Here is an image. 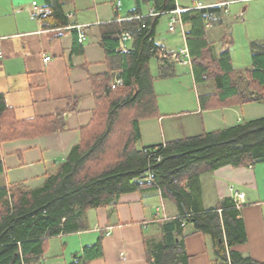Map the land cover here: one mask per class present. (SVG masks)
<instances>
[{"label":"trees","instance_id":"obj_1","mask_svg":"<svg viewBox=\"0 0 264 264\" xmlns=\"http://www.w3.org/2000/svg\"><path fill=\"white\" fill-rule=\"evenodd\" d=\"M142 2L151 3L157 17L176 8L175 0H135L136 6L126 18L101 25L100 44L108 56L118 59V66L91 76L96 104L91 120L81 128L80 141L47 172L41 185L32 187L23 181L0 185V264H41L49 237L79 230L85 210L114 206L121 194L146 187L160 189L178 209L177 215L154 221L159 233L146 236L148 264H189L186 222L194 226V232L212 235L217 261L264 264L235 248L246 240V232L232 199L204 208L201 180L203 173L224 164L264 161V116L156 146H137L140 120L158 113L150 59H156L159 76L172 75L176 62L155 38L157 20L144 14ZM44 16L54 25L67 22L58 0ZM181 18L192 24L187 47L195 82L215 85L214 91L199 93L201 106L264 103V42L252 43L251 64L239 70L232 62L229 44L218 56L213 53L208 7L184 9ZM124 31L133 37L127 51L122 46ZM115 70L120 71V84L114 82ZM63 125L62 111L18 118L0 93V144L57 131ZM147 171L154 173L150 184L144 177ZM102 254L99 238L74 254L75 261L69 264H87Z\"/></svg>","mask_w":264,"mask_h":264},{"label":"crops","instance_id":"obj_2","mask_svg":"<svg viewBox=\"0 0 264 264\" xmlns=\"http://www.w3.org/2000/svg\"><path fill=\"white\" fill-rule=\"evenodd\" d=\"M53 1L0 0V93L4 95L6 105L21 119L62 111L64 121L57 131L2 142L0 185L18 181L32 187L41 185L47 172L80 141L81 128L91 120L96 104L91 76L118 66V59L108 56L100 44L101 25L126 18L136 6L135 0H120L119 5L118 0H58L67 20L65 25L58 26L44 16ZM198 1L209 8L211 20L207 30L215 56L229 44L234 63V31L243 26L244 44L250 47V62L241 68L234 65L239 70L248 67L252 61V43L264 42V0H175V3L190 9L199 8L196 7ZM142 3L148 6L147 11L142 9L144 14L157 20L155 38L165 51H178L187 46V33L192 24L183 21L181 13V24L175 31H170L167 30L170 12L162 13L166 17L162 20L161 15L150 14L151 3ZM127 7L132 8L125 13L123 10ZM36 8L39 16L34 14ZM161 22L173 35L169 39L157 37ZM82 33L86 39L79 41ZM217 41L221 43L218 51ZM132 43V36L122 39L123 51L132 48ZM47 55H50L49 59H46ZM181 64L175 62L174 73ZM188 68L195 81L192 66ZM119 72L115 70L114 80ZM201 84L204 85L201 93L215 90L212 81ZM174 102L189 103V106L158 112L140 120L142 146H156L171 139L264 116V103L260 101L203 108L199 94H196L190 99L177 98ZM201 180L204 208L211 209L223 200L232 199L246 232V240L235 248L264 262V161L242 166L224 164L203 173ZM231 185L244 192L240 204L235 201ZM155 195L161 196V190L146 187L121 194L114 206L85 210L79 230L49 237L48 250L41 264L74 262V254L82 253L85 246L96 243L99 238L103 254L90 259L87 264H148L146 236L155 235L154 221L160 218L157 214L161 211L159 205H156V212L149 205ZM171 210L164 212L162 217L178 214L175 203ZM184 227L190 232L184 238L189 264H223L217 261L210 233L194 232V226L187 222ZM146 230L151 233L147 234Z\"/></svg>","mask_w":264,"mask_h":264},{"label":"rangeland","instance_id":"obj_3","mask_svg":"<svg viewBox=\"0 0 264 264\" xmlns=\"http://www.w3.org/2000/svg\"><path fill=\"white\" fill-rule=\"evenodd\" d=\"M133 7L135 4L132 5ZM132 7L126 8L123 10L125 13H128ZM142 9L144 11L148 10V6L144 3H142ZM170 13V17H171ZM229 16V15H227ZM169 17V19H170ZM162 20L166 19L165 15H161L160 17ZM161 22L159 24V27L157 28V37L160 38H168L170 36H173L172 34H169V20H168V28L167 30L164 28L165 26L162 25ZM179 25V24H178ZM235 35V41L233 43V51H234V64L237 65V67H245L250 62V47L245 46L243 37L244 29L243 26H240L235 29L234 31ZM221 46L220 41H217L216 43V51L219 50ZM150 70L154 76L153 85L154 90L157 95V102H158V112H165L169 110H178L180 108H188L183 106H189V103L179 104L175 103L174 101L178 99H190V96L199 94L203 92L204 85L201 83H197L193 80L191 77V73L189 70V65H178L176 67V72L172 75L167 76H159V71L157 67V61L155 58L150 59L149 62ZM189 101V100H188ZM138 147L142 146L141 140L138 142ZM151 200V199H150ZM149 205L153 207V212H156V205H159L161 208V211L157 214L160 218L162 217L163 213H170L171 207L174 205L173 201L166 196H153V201L149 202ZM157 216V217H158ZM146 233H151V230H146ZM159 228L156 224L154 227V233L158 234ZM40 264V263H39Z\"/></svg>","mask_w":264,"mask_h":264},{"label":"built area","instance_id":"obj_4","mask_svg":"<svg viewBox=\"0 0 264 264\" xmlns=\"http://www.w3.org/2000/svg\"><path fill=\"white\" fill-rule=\"evenodd\" d=\"M37 2L34 1V4H36ZM120 4V0H118V5ZM206 5L201 2L198 1L196 7H205ZM184 10V8L182 7H178L176 6L175 9H172L168 12L172 13L171 17L169 19V30L170 31H175L178 24H181V18H180V13L181 11ZM34 14L39 16V10L36 8V10H34ZM150 14H158V12L155 11H151ZM80 26V25H79ZM131 33L129 31H124L122 33V39H127L129 37H131ZM86 39V35L85 34H80L79 36V41H84ZM0 54H2V52L0 51ZM161 56H168V54L166 52H161L160 53ZM169 56L171 57L172 60L182 63L184 65H191V56H190V52L187 46L181 47L178 51H173L169 53ZM50 55L46 56V59H49ZM115 84H120L122 83V78L120 76L115 78ZM158 159H160V156H158ZM145 180L147 181V183H151L153 181V177H154V173L152 171H147L144 175ZM231 189L234 190L233 194H234V198L237 204H240L241 200H243L244 198V192L243 191H238L235 190L233 185H231ZM161 209V208H160Z\"/></svg>","mask_w":264,"mask_h":264}]
</instances>
